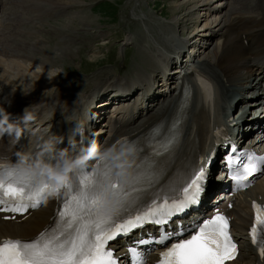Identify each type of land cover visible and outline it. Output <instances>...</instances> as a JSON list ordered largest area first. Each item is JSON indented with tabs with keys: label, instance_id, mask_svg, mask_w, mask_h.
Masks as SVG:
<instances>
[{
	"label": "bare ground",
	"instance_id": "bare-ground-1",
	"mask_svg": "<svg viewBox=\"0 0 264 264\" xmlns=\"http://www.w3.org/2000/svg\"><path fill=\"white\" fill-rule=\"evenodd\" d=\"M15 1L16 0H14V2ZM216 1H219L216 5L222 4V2L225 1L224 7L228 5V13H221L223 8L213 13L217 21L213 23L214 25H210L209 28L212 27L211 29H214V32L211 31L209 36H212L214 33L215 39L218 41L215 40L217 43L214 44L209 51L208 54L210 55L208 57L204 58L202 56H197V58L192 61L193 65L198 68V74L202 78L201 80L199 79L202 91L200 92L192 77L190 75L187 76L186 80L192 89V99L190 108L187 111L188 120L185 128V138H183L172 160V163L178 168L171 170L167 175L164 174L163 171H160V178L163 182L161 186L168 185V183L175 185L183 179L188 169L191 149L195 147L199 141L201 142L208 137V126L213 124L219 119V116L224 114L225 108L227 109L230 104H233L236 108L235 115L239 114V116L245 112L242 108L244 105L249 104L248 111L250 113L255 109L254 102L256 100L253 101L252 96L258 94L260 82L263 78V74L257 71V62L264 59V0H229L231 4H227V0ZM196 2V0H193L191 4ZM208 4V0H203L196 8V12L201 11L202 16L204 15V20H207V17L210 15L212 16V12L209 13L208 10L205 9ZM17 5V3L15 6H11L10 4V6L6 7L7 5H4V0H0V78H2L0 80H3L13 89V91L10 90L8 95H0V98L3 97L4 100L10 101V103L4 101L0 103V106L4 107L5 110L17 108L22 104L21 101H25V94H34L35 90L42 85L43 81L32 74L35 79V84H31L30 88V86L28 87L25 83L24 87L19 88V86L14 83V80L16 77L19 79L21 78L22 74L20 69L30 74V68L28 66H30L31 63H37L40 71L46 77L48 75L47 68L56 67L55 59L57 60L59 55H64L65 52L63 53V50L70 52V49L64 46L54 49V52H58H53V55L44 52L45 37L43 36V32L47 30H41L48 20L46 17L47 14H50L51 17L54 12L60 11L63 8H69L70 4L68 1L23 0V5L16 7ZM28 5H30V8ZM206 24L207 23H205L204 26ZM206 29L207 28H205V30ZM76 30V28L70 30V28L63 25L62 31H60L62 39L66 38L68 42L71 43V39L77 35L75 32ZM53 32L54 31H51L50 33ZM47 33L48 31L46 34ZM150 40L154 46L152 50L148 49V55L152 59V63L146 64L145 67L142 68V73H135V75H132V77L130 76V78L126 79L123 83L115 81L113 85L111 82L107 83V79L94 81L91 86H85L84 89L80 91L86 96H78V93L73 91V87L67 85L69 81L65 83L61 81L63 83L61 87L47 97L45 107L38 110L40 114L37 115L38 112H34L39 123L45 120L47 124H51L54 130H56L57 125L69 127L70 122L79 121V112H81L91 100H95L101 92H108V90L103 91L106 85H108V88H111V96L122 95L119 97H122L121 99L125 101L133 99L134 95V93H132L130 97L127 98V96H124L126 92L139 90L136 99L132 101L129 107L123 109L126 111H140V113L143 112L145 115L139 117L132 125L131 122L129 125L125 122V119L122 120L120 127L122 132H129L132 130V127L134 128L138 124L142 125L148 121H152L159 116L161 118H168L173 108L177 105L178 96L169 93L165 99L163 95H156L153 100L147 101L149 98L154 97V95L150 93L151 87L145 89H142V87L147 86L150 74H154L155 71L158 72L159 68L161 69L162 75H166L168 80L172 82L173 75L165 73L168 64L171 59L174 58L175 42L179 41H176L170 32L165 31V29L160 30V28L159 34L155 35L153 38L150 37ZM209 40H212V38L209 39L208 37L206 40L207 45L204 46V49L208 48ZM243 41H246L247 48L242 46ZM37 53H40L38 57H36ZM42 54L43 56L41 57ZM147 70L150 72L149 74L146 72ZM205 80H207L212 87V95L218 102L213 104L214 109H212V105L207 102V99H209V91L205 84ZM18 84L23 86L22 83ZM32 86H34V89H32ZM78 97H80L79 102ZM33 101L34 99H29L25 103L29 104ZM101 103L104 105L103 101ZM145 105L148 107L144 111ZM99 106L101 107V104ZM97 108L99 107L97 106ZM101 109H98V111ZM35 110L36 109H34V111ZM115 110H117V108H115ZM253 114L254 112L252 115ZM60 117H63V121L59 119ZM109 133L111 135L113 134L111 129H109ZM44 139H47V137ZM105 139L106 137L101 140L105 141ZM239 205L240 207L243 206V208L237 211L236 217L246 221L248 218L246 205L244 206L241 203ZM51 208L52 204H49L45 218H43V213L40 212L31 220H25L24 224L2 222L0 224V237L28 236L35 233L46 222ZM248 263L264 264V258H262L260 262L257 261L252 251L246 246L245 242L242 241L239 260L234 264Z\"/></svg>",
	"mask_w": 264,
	"mask_h": 264
},
{
	"label": "snow or ice",
	"instance_id": "snow-or-ice-1",
	"mask_svg": "<svg viewBox=\"0 0 264 264\" xmlns=\"http://www.w3.org/2000/svg\"><path fill=\"white\" fill-rule=\"evenodd\" d=\"M174 143L171 139L163 142L153 139L151 155L145 156L140 155L143 149L138 148L133 159L141 162L127 178L119 174L108 157L96 159L94 168L78 167L72 179L57 189L55 198L61 202V207L57 209L53 226L30 240L0 239V264H119L120 258L109 242L149 223L160 226L159 236L141 240L139 244L166 245L168 241H175L161 252L159 264H226L234 260L238 246L230 234V219L218 210L188 229L168 232L164 227L174 216L200 202L209 180L205 165L186 172L178 186L162 187L153 192L147 205L134 215L125 216L133 204L158 184L161 173L156 157L170 151ZM231 152L237 153V149L232 147ZM239 156L242 158L240 167L233 170L231 177L237 191L251 187V178L257 174L264 175V156L253 152H241ZM228 162L235 164L237 161L230 157ZM14 172L8 169L10 177ZM109 181L116 197L112 215L97 211ZM51 187L47 181L41 184L31 176L19 181L0 180V213H12L0 218L15 220L16 214L23 216L29 209L42 207ZM252 207L255 215L249 233L264 258V205L253 201ZM189 233L190 238H184ZM128 252L131 264H147L144 253L136 247L129 248Z\"/></svg>",
	"mask_w": 264,
	"mask_h": 264
},
{
	"label": "rangeland",
	"instance_id": "rangeland-1",
	"mask_svg": "<svg viewBox=\"0 0 264 264\" xmlns=\"http://www.w3.org/2000/svg\"><path fill=\"white\" fill-rule=\"evenodd\" d=\"M73 1H78V7L68 11H79L81 9L77 17L63 14L61 17L57 15L56 18L54 17L55 20L52 21V25L55 28L66 25L68 28L75 26L78 29V35L75 36V39L73 38L74 44L66 43L70 52L62 49L63 53L65 52L64 55H59L57 60L55 59L57 68L55 66L47 68L48 78L40 71L39 65L32 66L30 64L31 67L28 66L30 68V74L20 69L22 74L21 80L17 77L14 80V83L19 88L24 87L25 83L28 87L33 83L35 84V79L32 74L43 81L42 85L40 84L41 87L36 89L35 93L30 96L31 98L35 95L37 97L40 95L43 96V94L53 91L59 84H63L66 81H69L67 84H72V87L79 88L80 86H87L89 80H95L97 78H108L109 80H112V78L115 80L118 77L126 78L131 72L133 74L137 70H140L145 64L151 61L148 59V55H146L145 47L147 45L153 46L149 42V37L146 35L144 28L150 36L157 34L160 28L171 30L173 35L180 40H187L192 30L195 31V28L196 30L197 28L208 29L214 23L213 20L215 19L212 14V16L207 17V20H204L202 12H196L200 0H196L197 2L194 4H191L193 0H134L135 2L133 0H110V4L102 3L99 8L92 9L91 11H89L90 7L97 0ZM16 3L18 4L16 7L23 5V0H17L15 2L14 0H4V5H7L6 7L10 6V4L11 6H15ZM208 3V9H215L217 7L215 5L219 1L208 0ZM223 10L222 13L226 12ZM194 21L198 22L195 24ZM205 23L207 24L204 26ZM193 24L195 25L193 26ZM180 29H183L181 35H179ZM185 29H188V31H185ZM47 31L43 32V36ZM203 32H206V30L194 35L189 43L192 40L198 41L202 39L203 37L201 35ZM128 34H130V38L127 37L126 39H129L130 44H125V36ZM57 35L60 34L56 32L53 36L51 34L47 36L48 43L45 45L44 52L52 55L58 52H54L53 50L60 48V40H65L62 39V35ZM208 37L209 39H215L214 33ZM101 43L103 44L100 45ZM206 53L207 49L204 55ZM209 55L207 53L206 57ZM121 56H124V61H122ZM6 71L4 72L8 73ZM3 82V80H0V95L2 96L8 95L10 90L13 91L12 87ZM18 83H22L23 86H20ZM32 89H34V86H32ZM109 89L108 85H106L103 91ZM2 100H4L3 97L0 98V101ZM98 107L97 109L102 108L100 106Z\"/></svg>",
	"mask_w": 264,
	"mask_h": 264
},
{
	"label": "clouds",
	"instance_id": "clouds-1",
	"mask_svg": "<svg viewBox=\"0 0 264 264\" xmlns=\"http://www.w3.org/2000/svg\"><path fill=\"white\" fill-rule=\"evenodd\" d=\"M6 102L10 103L7 100ZM30 107L23 110L22 116L12 119L11 114L0 106V138L7 134L14 143L20 141L36 118L34 111H30ZM78 127L79 125L76 126V128ZM56 143V136L51 135L47 139H40L35 152L24 148L16 151L15 161L6 156H0V180L4 182L9 181V179L19 181L24 177L31 176L41 184L47 181L52 185L48 191V196H55L57 189L63 188L69 182L71 173L78 167L87 165L89 160L108 157L114 162L119 174L125 178L131 174V169L135 164L133 156L136 154L137 148L134 144L123 146L112 144L101 148L93 142L84 150L82 155H73L68 148L61 149L56 153ZM50 156L52 159H49ZM8 169L15 170L12 177L9 176ZM115 200L113 185L109 181L100 198L97 211L112 215Z\"/></svg>",
	"mask_w": 264,
	"mask_h": 264
}]
</instances>
